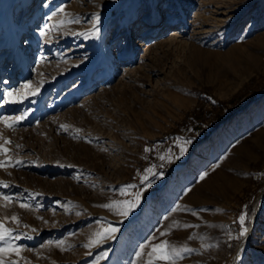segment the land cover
I'll use <instances>...</instances> for the list:
<instances>
[{"label": "rangeland", "instance_id": "obj_1", "mask_svg": "<svg viewBox=\"0 0 264 264\" xmlns=\"http://www.w3.org/2000/svg\"><path fill=\"white\" fill-rule=\"evenodd\" d=\"M0 145L6 264H264V0H0Z\"/></svg>", "mask_w": 264, "mask_h": 264}, {"label": "snow or ice", "instance_id": "obj_2", "mask_svg": "<svg viewBox=\"0 0 264 264\" xmlns=\"http://www.w3.org/2000/svg\"><path fill=\"white\" fill-rule=\"evenodd\" d=\"M61 11H63V9H61ZM98 20H99V17H97V22ZM96 31L98 32L99 30L96 29ZM23 87L25 89H31V91L28 93L29 95L38 94L39 89L38 88L33 89V86L30 82L26 83ZM6 95L8 97H12L13 92L9 91L8 93H6ZM11 102L15 103L18 101L13 100ZM7 126L12 127V125H7ZM62 127H65V126H62ZM5 143H10V141H5ZM189 144H191V140H185L183 141L182 144L179 145V155L180 156L185 154V152L187 151V146ZM0 148L3 149L5 154L7 153V149L3 148V145H0ZM160 159L164 160L166 159V157L160 156ZM15 163L20 164L21 162L16 161ZM4 166H6L5 163L3 161H0V167H4ZM154 167L155 166H153L152 168L145 169L146 175L142 177V182H146L147 187H151V181L149 180V175L147 174H151L153 177L160 175V173H156L154 171ZM203 178L204 177L202 176L201 179ZM133 188H136V185H127L124 188L120 189V193L121 195H129V189H133ZM131 196L133 197V199H126L123 201H114L111 204H104L102 206L105 208H109V209L115 208L119 215L127 217L129 213L131 212V210L138 205L141 199V196H142V192L141 191L132 192ZM3 199L9 202L12 201V197L10 196H4ZM20 207H29V206L27 204L22 203L20 204ZM193 215H195V213H193ZM11 219L14 222H18V218L15 216L11 217ZM165 219H167V217H165ZM238 219H239L240 225L243 226L246 221V214H241ZM184 227L188 228V227H192V225L185 224ZM116 231L117 229L113 228L110 224L107 225V227L102 226L101 229H99L96 233H94V236L96 239L93 242L99 244V243L104 242L106 239L114 238V233ZM247 231L248 229L246 227H242L240 236H244L247 233ZM12 233H13V230L7 228L4 225V223H0V241L4 242V246L0 247V264H6L5 260L3 259V254L15 253L16 255H19L20 253V247L15 246L11 243L12 240H18L20 237L13 236ZM165 235H167L166 232H163V231L160 232V236L163 237ZM153 239L155 240L156 237H154ZM61 243L63 242L61 241ZM87 246H90V245H86V247ZM145 247L147 246H144V245L141 246L140 250L136 253L137 258H140L145 254ZM150 247H151V250L147 252L148 260L146 261V264H155L156 261L163 262V264H176V259L182 258L181 251L183 252L192 251V249L190 248H183L182 250H178L174 246L170 245L167 240H160L157 243H150ZM7 264H16V262L8 261Z\"/></svg>", "mask_w": 264, "mask_h": 264}, {"label": "bare ground", "instance_id": "obj_3", "mask_svg": "<svg viewBox=\"0 0 264 264\" xmlns=\"http://www.w3.org/2000/svg\"><path fill=\"white\" fill-rule=\"evenodd\" d=\"M154 25V24H153ZM153 25H152V28H153ZM152 28H150V27H148L147 29H145V30H143L142 31V35L141 36H145V37H148V35H151L152 33H153V29ZM172 37L173 36H176L174 33H172V35H171ZM176 37H178V36H176ZM140 48V49H142V48H144L145 46H144V44H142L141 42H139L138 41V43H137V48Z\"/></svg>", "mask_w": 264, "mask_h": 264}]
</instances>
